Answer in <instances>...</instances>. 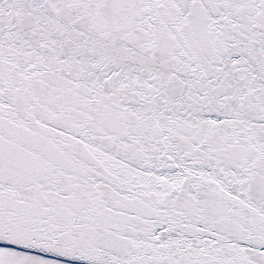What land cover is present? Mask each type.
<instances>
[{
    "label": "water",
    "instance_id": "water-1",
    "mask_svg": "<svg viewBox=\"0 0 264 264\" xmlns=\"http://www.w3.org/2000/svg\"><path fill=\"white\" fill-rule=\"evenodd\" d=\"M0 244L264 264V0H0Z\"/></svg>",
    "mask_w": 264,
    "mask_h": 264
},
{
    "label": "rangeland",
    "instance_id": "rangeland-1",
    "mask_svg": "<svg viewBox=\"0 0 264 264\" xmlns=\"http://www.w3.org/2000/svg\"><path fill=\"white\" fill-rule=\"evenodd\" d=\"M0 264H84L0 245Z\"/></svg>",
    "mask_w": 264,
    "mask_h": 264
}]
</instances>
